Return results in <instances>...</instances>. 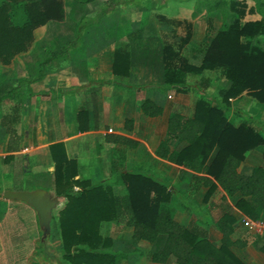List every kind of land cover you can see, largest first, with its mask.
<instances>
[{
  "label": "crops",
  "instance_id": "obj_1",
  "mask_svg": "<svg viewBox=\"0 0 264 264\" xmlns=\"http://www.w3.org/2000/svg\"><path fill=\"white\" fill-rule=\"evenodd\" d=\"M70 1L64 0V20L37 27L28 50L7 65L0 61L5 65L1 69L11 71L17 67L23 74L20 79L32 80L25 84L26 96L20 103V121L16 125L23 142L21 149L9 150L10 135L0 124V264H51L47 255L35 247L43 236L37 211L24 201L5 198L4 193L8 189L45 188L55 195L56 163L51 145L58 142L64 144L67 157L77 162L76 179L98 181L120 172L136 171L164 181L171 191L168 202L175 210L176 220L197 227L216 246L223 243V233L216 227V221L224 212L231 211L237 217L231 250L246 264H264V235L244 226L243 219L251 216L236 207L241 195H228L218 183L210 186L199 178L205 174L162 158L156 152L167 138L171 113L192 117L200 99H211L212 104H217L214 98L220 78L215 71L204 70L198 75L189 73V86L183 90L164 88V45L181 48L189 61L201 63L206 36L219 30L224 20L216 26V19L208 15L207 7L196 12V0H171L161 9L133 10L129 24L124 20L128 14L118 16L116 25L111 17L109 25L104 18L102 27L100 22L91 25L77 41L79 23L85 17L96 16L108 0L82 5L73 0L69 8ZM228 1L246 3L245 14L239 16L242 22L263 17L256 0ZM180 22L186 25L185 29L177 25ZM187 35L190 38L183 43ZM37 52L41 59L35 60ZM56 53L59 54L54 56ZM193 54L199 60H192ZM4 101L13 102L11 108L15 104L10 98L0 103ZM230 101L232 110L227 112L236 126L247 122L242 110L264 121V103L246 92ZM145 102L161 107L162 113L154 116L146 113ZM3 113L0 112V119ZM183 145L177 139L170 141L171 150ZM257 166L264 168V145L247 152L238 170L249 175ZM122 186V182L114 185L116 194L126 195L125 187L124 192H118ZM132 239H136L133 232ZM154 249L146 255L151 257ZM131 251L137 255L143 249L135 247ZM118 253L122 252L116 250ZM116 260L119 263L115 264H124L123 260ZM147 264L175 263L150 259Z\"/></svg>",
  "mask_w": 264,
  "mask_h": 264
},
{
  "label": "trees",
  "instance_id": "obj_2",
  "mask_svg": "<svg viewBox=\"0 0 264 264\" xmlns=\"http://www.w3.org/2000/svg\"><path fill=\"white\" fill-rule=\"evenodd\" d=\"M111 1L108 0L105 6ZM119 1L124 7L138 10L147 5L146 10H151L153 6L163 8L171 0ZM196 1V12L209 5L204 0ZM224 2L228 0L216 1L218 5ZM152 3L155 5L151 6ZM230 5L237 17L232 23H223L205 44L199 65L182 55L181 48L171 44L163 47L164 88L183 90L189 86V73L224 67L230 80L221 98L226 106L200 99L192 117L171 113L167 138L156 152L162 158L205 174L196 177L204 179L210 186L218 183L228 195H241L236 207L259 219L264 216V168L257 166L249 175L239 172L238 168L247 152L264 145V135L260 131L264 129V121L250 116L251 121L236 126L229 120L227 111L232 110L230 98L240 97L245 92L264 103V47L256 41L264 34V3L256 0L262 19L249 22H242L239 17L245 14L246 3ZM237 5L242 6L241 9L236 10ZM106 7L97 14L98 21L86 17L79 23L77 41L83 38L88 27L100 21ZM64 18V0H0V61L7 65L16 55L28 50L37 27ZM189 38L187 35L183 43ZM114 70L118 72L116 63ZM31 82L20 79L0 96V102L6 98L15 101L11 110L4 112L0 119V124L10 135L8 148L11 151L23 146L16 125L20 121V103L26 96L24 85ZM143 108L152 116L162 113V108L152 102H145ZM175 139L184 145L171 150L170 141ZM51 151L56 163L55 195L64 198V205L53 211L51 226L57 218L64 242L62 253L72 264H115L114 254L109 250L112 241L101 233L102 223L113 220L132 227L134 238L154 245L150 257L154 262L246 264L231 250L235 243L231 236L237 222L231 211L224 212L216 221V227L223 233V243L216 246L197 227L176 220L175 210L168 202L171 191L164 181L136 171L120 172L98 181L76 179L77 162L67 157L64 144H52ZM117 182L123 183L126 195L115 193ZM75 187L79 189L75 190Z\"/></svg>",
  "mask_w": 264,
  "mask_h": 264
},
{
  "label": "rangeland",
  "instance_id": "obj_3",
  "mask_svg": "<svg viewBox=\"0 0 264 264\" xmlns=\"http://www.w3.org/2000/svg\"><path fill=\"white\" fill-rule=\"evenodd\" d=\"M72 1H70V3L68 4L69 8L71 7V2ZM77 1L78 0H75V2H77ZM79 1H80L79 2L80 4L81 3L88 4L89 2H91V0H79ZM204 1L209 4L208 6H204V7L208 8V11H209L208 15L210 17H212L214 20L216 19V26H220V21L221 20H224V23L225 22L226 23L227 22L228 23H232L235 20V17H237L236 13L233 12L229 1L227 3H225V2L221 3L220 5H218L216 3L217 0H204ZM221 1L223 2V0H221ZM163 2H166V0H163ZM166 4H165V6H166ZM122 5L123 4L120 3L119 0H112L109 4L106 5L108 8L104 4L103 7L104 8L106 7V10L104 11V13H101V17H100L101 19L99 21L100 25L103 24V23H101V21L104 18H105L106 22H108V25H109V17H111L113 19L112 20L113 21V25H116L117 24L116 21L118 19V16H126V14H128V15H127V17L124 20H125L126 23L129 24L130 23V21H129L130 14L134 12L133 10H137V8L124 7V5L123 6ZM144 5H146V4H144ZM152 5H155V3H152L151 6ZM103 7H102V10H103ZM241 7L240 8H236V10L241 9ZM143 8L147 9L149 7L146 5L145 7H142V9ZM153 8H154V6H153ZM246 10H247V6H246ZM144 11L146 12L148 10H144ZM104 14H106L105 17H103ZM96 16L90 17V18H94L96 21H98ZM99 22H95L94 24H98ZM110 23H112V22H110ZM177 25L178 26L182 25V22H180V24H177ZM102 26L103 25H101V27ZM123 27H125V26H123ZM183 27L185 29L186 25H182V28ZM214 33H215V31L213 33H208V35L205 38V44L208 42V40H210L212 38V35ZM38 38H39V36L37 34V39ZM34 39H35V36H34ZM256 41H257V43L259 45L264 47V34H262L261 36L257 37ZM203 54H204V51H203ZM34 59L35 60L41 59L39 57V52H37L34 55ZM192 60H194V61L195 60H199V56L193 54ZM190 62L195 64V65H199L200 64V62L198 63L197 61L196 62L190 61ZM33 65H35V64H33ZM3 66H5V65L0 64V96L7 89H9L10 86L16 84L20 80L19 77H21L23 75L21 70H19L17 67L15 69L11 70V71H8V70H6L7 69L6 67L1 69ZM35 66H37V65H35ZM213 71H215V75L216 76L220 75L219 84H218L219 89L217 90L216 98H214V102H216L217 104L226 106L221 98H223V96H224V94L226 92V89L228 88V86L230 84V82H229L230 80H229V78L226 75V70H225L224 67H217ZM199 73L200 72L192 73V74H197L198 75ZM165 92H166V90H165ZM250 96H251L252 99L257 100L252 95H250ZM5 101L3 103H0V112L1 113L2 112H7L11 108V106L13 104V102L9 104V103H7ZM205 101H207L210 104H212V102H213L211 99H207ZM229 102L231 103L230 100H229ZM242 115H243V118L246 121H248V120L251 121L250 116H252V115L250 114V112L248 113V110L247 111L242 110ZM230 116H231V114L229 115V120L231 119ZM256 118H258V117H256ZM252 123H253V120H252ZM260 131L264 132V129H260ZM124 187L125 186H122V188L120 190H118V192H124L125 191ZM181 196H182V194H181ZM59 198H60V203H59L58 206L61 207L62 205H64V198H62V197H59ZM186 204H187V206L189 208H194L193 204H189V203H186ZM58 210H59V208L57 207L56 211H58ZM58 227H59V222H58V220L56 218L54 220V222L52 223L51 233L46 238H44L42 236V240H40L38 242V245H35V247L37 249L39 248V253H41V254L43 253V254L47 255L48 263H51V264H62V263L71 264V261H69V259H67L65 256H63L62 249H63L64 242H63V239H62V236H61L60 227H59V229H58ZM132 232H133V228L132 227H129L125 223L119 222L117 220L106 221V222H103L102 225H101V233H102V235L105 236V237H110V239L112 241V244H111L110 248L111 249H115V252H112L114 254L113 256L115 257V259L123 260L124 264H126V263H128V264H147L150 261V257L147 256L146 253H147V251L153 249L154 246L151 243H148L146 241L142 242V241H139L138 239H132ZM135 247L143 249L142 254H137V255L132 254L131 250H133ZM116 250H118V252H122V253L121 254H119V253L116 254ZM26 251H29V249L26 250ZM124 253H126V256L123 255ZM131 255H133V256H131ZM115 263H119V262L116 260Z\"/></svg>",
  "mask_w": 264,
  "mask_h": 264
},
{
  "label": "water",
  "instance_id": "obj_4",
  "mask_svg": "<svg viewBox=\"0 0 264 264\" xmlns=\"http://www.w3.org/2000/svg\"><path fill=\"white\" fill-rule=\"evenodd\" d=\"M4 197L19 199L31 205L38 213L43 237L46 238L51 233L53 211L60 203L59 197L45 188L17 191L8 189L5 191Z\"/></svg>",
  "mask_w": 264,
  "mask_h": 264
},
{
  "label": "built area",
  "instance_id": "obj_5",
  "mask_svg": "<svg viewBox=\"0 0 264 264\" xmlns=\"http://www.w3.org/2000/svg\"><path fill=\"white\" fill-rule=\"evenodd\" d=\"M75 189L78 190V187H75ZM243 224L251 232L264 235V218L254 219L251 217H246L243 219Z\"/></svg>",
  "mask_w": 264,
  "mask_h": 264
}]
</instances>
